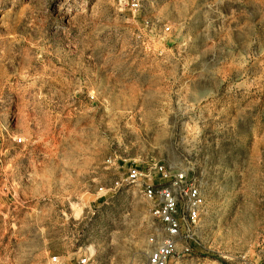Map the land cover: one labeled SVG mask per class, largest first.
<instances>
[{"label":"rangeland","instance_id":"1","mask_svg":"<svg viewBox=\"0 0 264 264\" xmlns=\"http://www.w3.org/2000/svg\"><path fill=\"white\" fill-rule=\"evenodd\" d=\"M155 165L205 201L170 264H264V0H0V264H147Z\"/></svg>","mask_w":264,"mask_h":264},{"label":"built area","instance_id":"2","mask_svg":"<svg viewBox=\"0 0 264 264\" xmlns=\"http://www.w3.org/2000/svg\"><path fill=\"white\" fill-rule=\"evenodd\" d=\"M126 182L138 188L151 204V216L161 225L160 232L149 240L153 249L148 254L147 264H170L178 254L183 234L188 235L199 225L205 208L200 189L184 175H172L158 165L146 171L129 169ZM184 252H189L188 246ZM52 261L61 264L58 257ZM89 262L90 258L84 257L77 264Z\"/></svg>","mask_w":264,"mask_h":264}]
</instances>
